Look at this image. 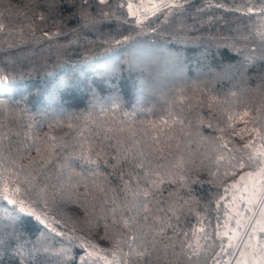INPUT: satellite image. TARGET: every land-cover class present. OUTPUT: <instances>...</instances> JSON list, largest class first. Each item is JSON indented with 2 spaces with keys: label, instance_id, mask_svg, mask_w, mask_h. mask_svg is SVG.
<instances>
[{
  "label": "trees",
  "instance_id": "trees-1",
  "mask_svg": "<svg viewBox=\"0 0 264 264\" xmlns=\"http://www.w3.org/2000/svg\"><path fill=\"white\" fill-rule=\"evenodd\" d=\"M126 1L0 0V76L23 75L0 90V264H226V191L264 141V0L140 25Z\"/></svg>",
  "mask_w": 264,
  "mask_h": 264
},
{
  "label": "rangeland",
  "instance_id": "rangeland-1",
  "mask_svg": "<svg viewBox=\"0 0 264 264\" xmlns=\"http://www.w3.org/2000/svg\"><path fill=\"white\" fill-rule=\"evenodd\" d=\"M248 130L252 135L256 133V127ZM247 144L251 152L239 162L226 191V211L221 225V233L227 236L225 247L231 251L226 264H264V141L254 143L250 140ZM5 199L15 205L16 212L23 208V212L44 220L42 214L22 198L11 195ZM92 250L111 264L102 250Z\"/></svg>",
  "mask_w": 264,
  "mask_h": 264
},
{
  "label": "built area",
  "instance_id": "built-area-1",
  "mask_svg": "<svg viewBox=\"0 0 264 264\" xmlns=\"http://www.w3.org/2000/svg\"><path fill=\"white\" fill-rule=\"evenodd\" d=\"M98 3H101L100 0H96ZM108 0H105L104 3H106ZM192 0H174V2L168 3V4H162V7H159L158 9H156L153 13L157 12V11H161L163 9L170 7L173 8H178V7H182L183 5L187 4L188 2H190ZM139 0H127L125 2V4L123 5L124 7V11H125V15L128 19L133 20L135 23L140 24L145 22L152 14H148L144 17L143 20H139V16L137 15H132L129 11V5H134L135 7H137Z\"/></svg>",
  "mask_w": 264,
  "mask_h": 264
},
{
  "label": "bare ground",
  "instance_id": "bare-ground-1",
  "mask_svg": "<svg viewBox=\"0 0 264 264\" xmlns=\"http://www.w3.org/2000/svg\"><path fill=\"white\" fill-rule=\"evenodd\" d=\"M174 0H139L137 7L131 5V14L139 16V20H143L148 14H152L156 9L162 7V4H168ZM153 15V14H152Z\"/></svg>",
  "mask_w": 264,
  "mask_h": 264
},
{
  "label": "snow or ice",
  "instance_id": "snow-or-ice-1",
  "mask_svg": "<svg viewBox=\"0 0 264 264\" xmlns=\"http://www.w3.org/2000/svg\"><path fill=\"white\" fill-rule=\"evenodd\" d=\"M101 4L105 2V0H100ZM129 11L131 13V5L128 6ZM47 35V33H45ZM23 79V75L17 76V77H8V76H0V90H5V89H13L16 87H19V81ZM10 203H12L10 201ZM21 212L24 211L23 208L20 209Z\"/></svg>",
  "mask_w": 264,
  "mask_h": 264
}]
</instances>
